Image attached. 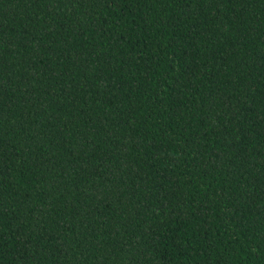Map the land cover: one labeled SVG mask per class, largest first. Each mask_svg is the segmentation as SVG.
<instances>
[{
    "label": "trees",
    "instance_id": "trees-1",
    "mask_svg": "<svg viewBox=\"0 0 264 264\" xmlns=\"http://www.w3.org/2000/svg\"><path fill=\"white\" fill-rule=\"evenodd\" d=\"M0 264H264V0H0Z\"/></svg>",
    "mask_w": 264,
    "mask_h": 264
}]
</instances>
